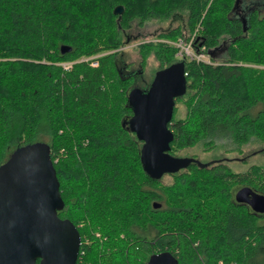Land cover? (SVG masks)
<instances>
[{
  "label": "trees",
  "instance_id": "obj_1",
  "mask_svg": "<svg viewBox=\"0 0 264 264\" xmlns=\"http://www.w3.org/2000/svg\"><path fill=\"white\" fill-rule=\"evenodd\" d=\"M234 2L0 0V164L17 146L50 145L57 212L80 235L76 264H146L162 251L178 264H264V225L231 192L264 194V0L242 13ZM154 19L165 27L137 44L140 67L128 70V30ZM179 38L204 46L210 61L179 57ZM150 54L159 68L183 60L169 153L198 160L167 173L168 183L143 171L142 141L122 124L132 115L129 90L152 79L136 83ZM253 142L260 159L243 170L208 169L187 152H240Z\"/></svg>",
  "mask_w": 264,
  "mask_h": 264
},
{
  "label": "water",
  "instance_id": "obj_2",
  "mask_svg": "<svg viewBox=\"0 0 264 264\" xmlns=\"http://www.w3.org/2000/svg\"><path fill=\"white\" fill-rule=\"evenodd\" d=\"M122 11L121 5L113 9L118 18ZM69 49L60 46L61 52ZM185 86L184 63L178 60L157 69L147 88L134 86L127 94L132 115L122 124L127 123L142 141L140 162L151 178L160 179L195 161L169 153L173 132L168 123L174 100ZM49 146L45 141L17 146L0 164V264H76L80 235L71 220L58 215L63 200ZM235 200L264 211V194L249 186L237 188ZM146 264H178V260L162 251Z\"/></svg>",
  "mask_w": 264,
  "mask_h": 264
},
{
  "label": "rangeland",
  "instance_id": "obj_3",
  "mask_svg": "<svg viewBox=\"0 0 264 264\" xmlns=\"http://www.w3.org/2000/svg\"><path fill=\"white\" fill-rule=\"evenodd\" d=\"M258 0H238L237 3V9L242 13L246 12V9L253 4H256ZM166 23L160 21V20H150L146 22V24L141 28H130L127 32V42L126 46H123V58L126 63H128V70H134L137 71L140 67L139 65V52L137 48V44L141 41H148L154 39V31L160 30L163 26L165 27ZM141 37V38H140ZM190 40L187 39V42ZM144 66H142V73L140 78L137 79V84H145V82H149L151 75L153 77L154 72L159 69V62L156 61L154 56L150 54L146 61H144ZM214 62V61H212ZM216 62V61H215ZM138 86V85H137ZM176 105L179 107L181 104L179 102L176 103ZM178 115H181L180 113ZM262 146L259 142H253L248 145H245L242 149V151H226L223 148L220 149H214L205 151L200 146H194L187 150L188 153H194L197 158L200 160H209L214 156L217 157H223V156H229V157H235V162L230 163V165L234 170H243L246 168V163L256 162L260 159L259 153L256 151ZM245 158V163H242V159ZM162 181L165 183H168L171 181V177L169 174H163L162 175ZM237 190V189H236Z\"/></svg>",
  "mask_w": 264,
  "mask_h": 264
},
{
  "label": "built area",
  "instance_id": "obj_4",
  "mask_svg": "<svg viewBox=\"0 0 264 264\" xmlns=\"http://www.w3.org/2000/svg\"><path fill=\"white\" fill-rule=\"evenodd\" d=\"M191 39L187 42L179 38L174 42V45L176 46V48H178L177 55L179 57L194 59L199 62H209V54L206 52L204 46H198V48L196 47V49H194L192 47ZM90 64L92 66H95L97 64L96 59H92L90 61ZM62 65L64 68H68L70 64L69 62H63Z\"/></svg>",
  "mask_w": 264,
  "mask_h": 264
},
{
  "label": "flooded vegetation",
  "instance_id": "obj_5",
  "mask_svg": "<svg viewBox=\"0 0 264 264\" xmlns=\"http://www.w3.org/2000/svg\"><path fill=\"white\" fill-rule=\"evenodd\" d=\"M193 159L198 161L196 158H193ZM234 162H235V157L223 156V157H218V158H211L209 160L204 161L203 163L207 166L208 169H214L215 167H217L216 165H218V164H222V163L230 164V163H234ZM228 166H230V165H228ZM217 168H219V167H217ZM231 192H232V202H233V204H235V185H234L233 190ZM247 206H248L250 212H252L254 214L253 216L256 217L257 222L259 224L264 225V211H256L250 205L247 204Z\"/></svg>",
  "mask_w": 264,
  "mask_h": 264
}]
</instances>
